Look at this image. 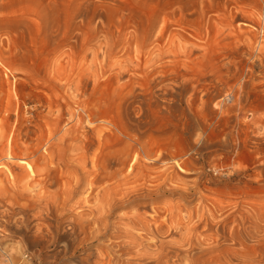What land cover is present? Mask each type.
Returning <instances> with one entry per match:
<instances>
[{"label": "rangeland", "instance_id": "rangeland-1", "mask_svg": "<svg viewBox=\"0 0 264 264\" xmlns=\"http://www.w3.org/2000/svg\"><path fill=\"white\" fill-rule=\"evenodd\" d=\"M257 42L262 48H257L255 53L261 56L264 65V0H0V157L7 138H11L12 145L19 144L20 132L26 130L38 137L60 130L63 138L55 139L52 144L60 149L47 147L48 153L43 150L41 153L44 156L53 153L55 161H61L59 169L68 180L74 174L73 165L80 153L79 133L96 126L102 128L101 134L115 130L119 126L117 105L131 89L147 94L150 90L158 91V87L152 86L153 80L172 71L186 74L185 79L191 76L187 84L208 77L204 91L190 89L192 94L180 92L181 95L173 96L174 100L159 93L160 106L169 108L162 107L154 113L159 128L145 140L153 148H159L161 155L174 154L177 164L190 159L188 173L177 168L173 173L188 182L183 192L189 194L141 196L135 201L118 202L111 208V219L122 225L138 206V210L151 215V208L171 204L181 210L179 215L184 216V223L187 215L203 214L209 222L210 215L217 221L228 215L242 216L241 226L228 221L225 232L241 227L246 232L255 231L256 226L264 225V190L247 189L244 184L255 177L260 170L259 162L264 160V128L255 130L258 139L255 150L240 146L237 152H230L225 146L210 149L206 146L197 153L194 150L201 145L189 139L187 133L180 135L181 129L189 130L191 124L186 122L183 127L180 124L186 109L203 121L202 115H206L203 101L216 94V101L222 104L209 106L219 115L206 123L203 137L209 134L211 137L218 120L236 118L246 125H249L247 117L264 121L261 118L264 94L255 91L250 98L243 99L239 97L243 80L226 82V77L238 78L236 74L243 69L246 72L253 63L257 74L260 60L252 56ZM225 53L231 54L225 60L231 67L228 76L220 70ZM254 86L264 88V80ZM169 114L176 115L178 122L169 121ZM88 118L93 119L94 125H85ZM240 135V140H244L243 133ZM26 141L28 146L36 143V140ZM102 143L101 150L106 147L103 153L110 155V143ZM186 143L193 151L185 156L181 151ZM18 146L20 150L16 151L20 155L27 153L23 145ZM37 167L33 168L34 177L25 176L28 180L17 176L16 187L0 176L1 196L10 200L16 193L33 195L31 192L36 187L32 180L39 179L43 172L42 167ZM194 184L197 194L191 196ZM59 188H48L46 195L60 196ZM69 216L64 215L62 220ZM8 231L0 232L3 236L0 264H77L75 257L83 254L82 244L78 251L64 254L60 240L52 245L32 246L21 241L22 235H14L13 229L9 234ZM21 232L26 233V238L32 235L31 230L23 227ZM108 241L105 237L87 243L100 254H110ZM246 244L255 245L253 240ZM263 256V252H257L254 264H264Z\"/></svg>", "mask_w": 264, "mask_h": 264}, {"label": "bare ground", "instance_id": "bare-ground-1", "mask_svg": "<svg viewBox=\"0 0 264 264\" xmlns=\"http://www.w3.org/2000/svg\"><path fill=\"white\" fill-rule=\"evenodd\" d=\"M257 48H262L258 42L252 53V56L254 55L260 60L259 67L261 68L256 72V75L254 74L256 64L253 63L248 67V71L245 72L243 69L240 74H236L239 75L238 78L226 77L231 71V67L225 63V60L230 59L231 54L225 53L224 60L220 61V67L223 66L220 70L225 73L227 83H231L233 80L236 83L243 80L239 96L243 99L250 98L255 91L264 94L263 87L254 86L259 80H264V65L261 63V56L258 57L255 53L259 50ZM186 77L187 75L182 72L172 71L153 80L152 86L153 88L158 87V91L150 90L147 94L139 89H131L117 105L119 126L115 130L109 131V134H101L102 128L96 126L91 131L79 133L77 149L80 153L79 157L76 155L75 165H73L74 172H72L74 174L71 172L73 175L71 174L72 176L68 180L62 169H59L61 165L58 162L61 161H55L53 153L48 154V157L41 153L42 150L45 154L48 153L47 147L55 150L59 148L52 144L55 139L59 141L63 138V135L59 134L60 130L57 133L51 132L38 137L26 130L24 133L20 132L17 135L18 145H23L27 151L21 155L16 151V149L20 150V147L16 144L12 145L11 138H7L6 144L2 146L3 155L0 157L1 180L13 184L14 180H17L15 179L17 176L21 178L29 176L28 178H30L33 175L32 177H34L33 168L36 169L37 166L42 167L43 172L38 176L39 179L36 177V181L34 178L32 180L36 187V190L31 192L33 195L26 196L16 193L9 200L0 194V232L13 229L14 235H22L21 241L28 242L32 246L44 243L52 245L60 240L63 242L62 251L64 254L72 250H74L73 252L78 251V246L82 244L83 254L75 257L78 260L77 264H254L256 262L255 254L257 252L264 253V225L256 226V230L252 232H246L243 227L232 229L229 233L225 232L228 221L241 226L244 219L242 216L228 215L221 221H217L214 215H210L209 222V219H205L203 214L187 215V221L184 223L182 221L184 216L179 215L181 210L171 204H163L151 208V215H146L144 210H138V206L136 212L126 217L122 225L114 223L111 219V208L118 202H126L130 199L135 201L141 196L178 194L179 197H184L189 194L183 192V188L188 182L180 179V174L178 176L173 173L176 171L175 168L178 171H184V174L188 173L191 170L189 167L192 165L188 163L190 159L185 160L187 163L183 162V156L182 162L177 164L174 154L161 155L159 148H153L149 141H145L149 136L157 133L159 128L157 127V116L154 114L163 107V104L160 106L157 101L159 93H162V96L166 98L169 97V100L171 98L174 100L173 96L180 92L187 94L190 91L189 93L192 94L190 89H202L203 91L206 89L208 77H200L193 84L189 83L192 86L186 83L190 81L191 76L188 77L189 80L185 79ZM216 95L213 98L210 97L211 99L206 102L203 101L206 104V115H202L203 121L186 109L187 113L182 115V124L180 125L183 127L187 122L191 126L186 131V128L181 129L180 135L187 133L189 139H193V142L201 145L194 150L197 153L206 146L207 148L225 146L230 152H237L240 146L255 150L258 141L255 130L260 127L264 128V121L255 117L246 118L249 125L236 118L218 120L211 132L213 138L209 133V135L207 134L209 137H203V133L205 134L207 131L206 123L211 122L216 115H219L209 106L212 103L213 107L222 104L221 101H216L218 96ZM162 96L160 95V97ZM163 108L168 110L169 107L164 106ZM173 114H169L167 117L169 121L177 123L176 115ZM92 120V118H88L85 125H94ZM82 129L84 130V128ZM241 133L244 135V140H240ZM26 139L36 140V143L28 146ZM102 141L110 143V155L106 152L103 153V150H107L106 147L101 150ZM186 144V147L181 151L185 156L193 151L191 145ZM71 157L74 159L75 156ZM69 162L74 164L72 159H69ZM258 167L260 170L256 171L257 173L251 181L244 184V188L264 190V160L259 162ZM28 178L25 177V180ZM32 181H28L27 184H31ZM253 184L255 187H252ZM196 185L194 184V192L191 196L197 194ZM13 186L17 185L14 183ZM235 186H238V183ZM50 187H60V196L50 198V195H46V190ZM209 211L208 209L207 212ZM66 214H70V216L62 220ZM194 218L197 219V222H192ZM22 227L29 229V232L32 231L29 238L25 237L26 233L21 232ZM9 231L6 233L9 234ZM0 237H3L2 234ZM105 237L110 242V254H100L90 249L91 245L87 242ZM249 240H253L255 245L247 246L246 243Z\"/></svg>", "mask_w": 264, "mask_h": 264}]
</instances>
